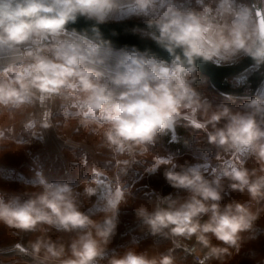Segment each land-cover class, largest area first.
<instances>
[{
	"label": "clouds",
	"instance_id": "9594fccd",
	"mask_svg": "<svg viewBox=\"0 0 264 264\" xmlns=\"http://www.w3.org/2000/svg\"><path fill=\"white\" fill-rule=\"evenodd\" d=\"M124 7L147 25L171 64L138 50L113 64L107 42L68 31L81 17L101 25ZM262 19L264 12L233 0H0V117L58 102L100 137L115 161L114 180L80 181L88 197L104 192L95 217L81 210L73 185L43 176L26 199L0 195V226L31 236L12 245L16 254L0 264H183L176 251L183 242L191 243L195 264H226L233 250L239 252L264 216V94L238 107L214 106L193 84L200 59L232 63L246 56L264 65ZM92 31L100 37L98 27ZM181 120L201 130L198 141L216 150L214 167L150 151ZM11 142L0 129V150ZM137 156L151 157L149 172L165 168L168 184L185 195L158 197L135 209L146 230L171 241L170 247L117 253L109 245L119 208L132 198L123 178L143 161ZM231 193L239 198L224 203ZM54 231L68 238L53 239Z\"/></svg>",
	"mask_w": 264,
	"mask_h": 264
},
{
	"label": "rangeland",
	"instance_id": "374dc122",
	"mask_svg": "<svg viewBox=\"0 0 264 264\" xmlns=\"http://www.w3.org/2000/svg\"><path fill=\"white\" fill-rule=\"evenodd\" d=\"M253 1L264 7V0ZM118 21L143 22L135 17L132 9L127 7L121 8L108 20V22ZM115 53L121 56L125 54ZM243 57L245 56H241L235 62ZM196 76L197 80L193 87L214 106L225 103L238 107L253 98L234 99L219 95L210 88L206 77L200 73H196ZM261 94H264V81L255 96ZM45 124H51L53 127L44 130ZM0 129L4 130L12 141L6 145L7 148L0 150V195L6 198L20 195L26 199L24 194L35 190L38 177L43 176L49 183L61 181L73 185L80 193L81 210L94 217L99 214L104 203L102 199L104 192L102 191L98 196L88 197L80 185L82 179L100 180L106 184L109 179H115L113 171L115 161L110 150L102 146L99 136L86 131L71 112L61 110L58 102L55 101L49 102L44 107L37 105L23 113H17L12 118L0 117ZM39 134L40 136H37ZM202 135L201 130L181 120L173 129L161 133L158 142L150 148V151L157 157L173 158L180 164L214 167L216 150L208 146L206 141H198L197 138ZM17 142L21 143L22 147L17 148ZM137 159L143 161L133 164L127 176L123 178L124 188L131 192L132 198L118 211L116 232L109 245L110 250H115L117 253L132 247L150 253L162 250L163 247L152 244V235L137 218L135 209L141 204L150 205L156 197L174 194L176 190L166 181L165 168L161 167L154 173L148 171L154 163L150 156H137ZM94 167L98 170L95 173L92 172ZM183 195L185 193L180 191L178 196ZM237 198H239L238 193H231L230 196H225L224 203ZM251 234L257 237L254 241L257 246L263 245L261 251L257 247V254L262 253L264 216L255 223ZM58 235L63 234L55 231L51 233L53 239ZM63 238L68 237L63 235ZM29 239L31 236L28 234L14 236L9 229L0 226V260L11 259L16 254L10 250L11 246L27 243Z\"/></svg>",
	"mask_w": 264,
	"mask_h": 264
},
{
	"label": "water",
	"instance_id": "95a60500",
	"mask_svg": "<svg viewBox=\"0 0 264 264\" xmlns=\"http://www.w3.org/2000/svg\"><path fill=\"white\" fill-rule=\"evenodd\" d=\"M252 8L254 13L264 12L262 5L256 4L253 0ZM96 27L100 31L99 38L92 31ZM73 30L79 33L87 32L89 38L97 42L102 39L107 42L105 48L123 53L138 50L171 64L172 58L148 35L151 30L144 22L118 21L97 25L95 22L81 17L75 24L68 26L69 32ZM178 52L182 55V51L178 50ZM196 64L197 73L205 76L210 86L225 96L252 98L264 81V65L257 67L251 57L245 56L231 64L204 62L200 59Z\"/></svg>",
	"mask_w": 264,
	"mask_h": 264
},
{
	"label": "crops",
	"instance_id": "0c3cea01",
	"mask_svg": "<svg viewBox=\"0 0 264 264\" xmlns=\"http://www.w3.org/2000/svg\"><path fill=\"white\" fill-rule=\"evenodd\" d=\"M233 3L240 7H247L251 9L252 12L254 13L253 8H252V0H233ZM263 10H264V7H263ZM105 51L110 56V59L113 64L123 58V56L115 53L119 51L108 49V48H105ZM221 63H224V62H221ZM179 192L180 191L175 190L173 192L174 194H172L173 197H177L179 195ZM255 240H257V237H255L254 234H251V233L248 234V238L242 243V246L239 252H236L235 250H233V254L227 258L226 264H264V256H262V253H264V251H262V253L260 252L263 248V245L261 244L257 246L256 243H254ZM151 241H152V244L154 243L156 246L163 247L162 250L160 249L157 251H163L166 248L171 246V241L164 240L160 237L152 236ZM164 241H166V243H164ZM189 245H191L190 242H183L182 246L176 250L177 254L183 257V264H195V262L192 259L187 258L183 255V251L185 247ZM257 247H259V249ZM257 249L260 250L259 254H257L258 252ZM124 251H126V249H122L121 253H123ZM213 264H219V262H213Z\"/></svg>",
	"mask_w": 264,
	"mask_h": 264
},
{
	"label": "built area",
	"instance_id": "2783aa9c",
	"mask_svg": "<svg viewBox=\"0 0 264 264\" xmlns=\"http://www.w3.org/2000/svg\"><path fill=\"white\" fill-rule=\"evenodd\" d=\"M170 195L173 196L172 194H170ZM170 195H168V196H170ZM183 255L187 258L192 259L195 262V252H194L192 245L185 247V249L183 251Z\"/></svg>",
	"mask_w": 264,
	"mask_h": 264
},
{
	"label": "trees",
	"instance_id": "16d2710c",
	"mask_svg": "<svg viewBox=\"0 0 264 264\" xmlns=\"http://www.w3.org/2000/svg\"><path fill=\"white\" fill-rule=\"evenodd\" d=\"M203 77H205V76H203ZM208 84H209V81H208ZM210 85V84H209ZM210 88L212 89V90H214L211 86H210ZM215 91V90H214ZM217 94H219V95H222V94H220V93H218L217 91H215ZM223 96H225V95H223ZM229 97H231V96H229ZM232 98H234V99H236V97H232Z\"/></svg>",
	"mask_w": 264,
	"mask_h": 264
},
{
	"label": "snow or ice",
	"instance_id": "6c2138e0",
	"mask_svg": "<svg viewBox=\"0 0 264 264\" xmlns=\"http://www.w3.org/2000/svg\"><path fill=\"white\" fill-rule=\"evenodd\" d=\"M261 23H262V25H264V19H262Z\"/></svg>",
	"mask_w": 264,
	"mask_h": 264
}]
</instances>
